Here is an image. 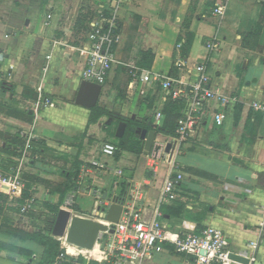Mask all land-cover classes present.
I'll return each instance as SVG.
<instances>
[{
	"label": "crops",
	"instance_id": "obj_1",
	"mask_svg": "<svg viewBox=\"0 0 264 264\" xmlns=\"http://www.w3.org/2000/svg\"><path fill=\"white\" fill-rule=\"evenodd\" d=\"M220 5L226 7L223 18L214 14ZM102 18L112 30L115 61L97 106L87 109L76 104L85 69L76 48L91 22ZM131 67L189 84L204 67L213 88L234 100L226 109L211 105L214 112L224 111L225 124L217 127L210 118L196 136L167 135L176 134L188 105L174 102L159 83L138 81L131 88ZM45 98L51 103L45 105ZM255 103L264 107V0H0V175H11L13 163L20 166L31 140L21 176L35 178L34 211L14 215L15 228L31 234L45 228L46 219L58 215L51 208L63 199V209L70 194L77 195L72 213L99 221L109 200L134 191L146 221L170 233L217 228L229 238L230 264H264V116ZM97 108L112 116L91 124ZM124 122V136L128 130L135 135L140 154L119 148ZM151 131L166 152L156 167L144 154ZM109 143L118 149L114 157L102 152ZM119 170L123 177L115 175ZM172 173L183 176L180 193L163 202ZM61 189L67 191L63 197ZM14 202L10 197L7 206ZM65 246L69 255L54 264H102V257L95 260L96 243L81 248L85 252ZM45 251L0 232V264H43ZM85 255L92 257L77 262ZM185 262L167 245L147 264Z\"/></svg>",
	"mask_w": 264,
	"mask_h": 264
},
{
	"label": "built area",
	"instance_id": "obj_2",
	"mask_svg": "<svg viewBox=\"0 0 264 264\" xmlns=\"http://www.w3.org/2000/svg\"><path fill=\"white\" fill-rule=\"evenodd\" d=\"M225 13L226 7L223 5L214 10V14L221 18L224 17ZM48 19H52V16L49 15ZM90 29L80 46L76 48L85 63L82 79L104 86L115 61L112 48L114 43L112 30L107 27L103 18L91 22ZM208 47L213 50L217 45L213 42ZM199 70L201 74L198 80L189 84L160 73L143 71L137 67L130 69L133 80L131 88L138 81L144 85L159 83L170 94L174 102L180 105H188L187 115L179 120L176 128V136L182 140L200 133L210 118L214 120L217 127H223L226 120L224 111L214 112L211 105L217 102L221 108L226 109L233 100L218 93L213 88L211 78L204 67H200ZM50 103V100H44L45 105ZM253 107L256 111H262L264 116L262 105L255 103ZM160 117L161 114H159ZM30 141L27 143L20 166L12 169L11 175H0V190L7 192L14 200L19 199L20 194L26 188V181L21 173L31 149ZM117 151L116 145L112 143L106 144L102 150L104 155L110 157H114ZM165 159L164 144L154 141L150 152L152 167H156ZM94 166L108 170L105 165L96 163ZM115 175L123 177L124 172L119 170L115 172ZM182 180L181 174L172 173L168 177L162 190L163 202H173L178 198ZM70 195L65 200L63 209L72 212V209L77 205V195ZM118 198L111 199L110 203L105 205L110 206ZM136 199L137 196L134 195V191L130 192L129 198H119L123 205V213L119 223H107L108 231L100 234L97 242L100 244L102 253V260L100 261L102 264H147L156 254L164 252L167 245H170L175 253L186 258L185 264H230L232 262L231 244L228 236L222 230L214 227H206L201 230L185 227L182 232L170 233L157 221H146L143 213L137 209L134 203ZM35 204L34 197L27 199L21 209V214L25 215L34 211ZM99 215L102 216V214ZM99 221L101 220L99 219ZM256 246L257 244H253V247Z\"/></svg>",
	"mask_w": 264,
	"mask_h": 264
},
{
	"label": "trees",
	"instance_id": "obj_3",
	"mask_svg": "<svg viewBox=\"0 0 264 264\" xmlns=\"http://www.w3.org/2000/svg\"><path fill=\"white\" fill-rule=\"evenodd\" d=\"M46 99L49 100V98H45V100ZM103 116H112V113L109 111L103 110L101 108L94 109L92 111L90 123L91 124L96 123ZM165 132L167 133V135L176 136L175 132L173 133L168 132V131H165ZM119 148L125 151L132 150L137 154H140L142 151V146L140 142L136 139L135 135L131 133V131L129 130L127 131L123 139L120 141ZM17 151L19 150L15 149L16 153L13 152V154L21 158L22 155L20 153H17ZM33 154L34 153L31 154L32 158L34 156ZM13 165H14L13 168L16 169L19 165V162L13 163ZM24 179L28 180L29 183L26 184L25 190L20 194V198L15 200L14 202L15 206H10V207L7 206L9 199H10V195L7 192L0 190V218L2 219V224L0 226V232L10 235V236L17 237L21 240L36 242L44 246L46 248V251H45L46 261L43 264H54L56 263V260L58 259V257H60L61 255H65V250L62 247V244L65 248H66L65 245H67L68 248L73 247L71 244H68L66 240H63V242L61 243L60 241L54 239L51 236L52 228H53L54 221H55L54 218L52 219L50 217L47 218L46 219L47 226L33 234L25 232L13 226L14 224L13 216L21 215V209L23 205L25 204L26 200L31 197V194H30V189L32 187L31 183H33V180H35L34 177L28 176L26 174L24 175ZM66 192L67 191L61 189L59 193L63 197L66 194ZM121 195H122V192H121ZM62 205H63V199L60 201V203L57 206H54L51 208L52 212L55 215H57L59 211L61 210ZM75 211L79 212V209L75 208ZM96 246H98L99 254H98V258H96L95 260H99L102 257V253L100 250V244L97 242ZM78 249L80 251H84V252L86 251L85 249H81V248H78ZM67 254L69 255V253ZM85 256L86 258L84 256H80V257H83L86 260H88L89 257H92V255L91 256L85 255ZM66 258L69 259V261H74L68 256ZM83 258L78 259L77 262L85 263L86 261ZM92 263L99 264L98 262H95V261H93ZM64 264H69V263L65 262Z\"/></svg>",
	"mask_w": 264,
	"mask_h": 264
},
{
	"label": "water",
	"instance_id": "obj_4",
	"mask_svg": "<svg viewBox=\"0 0 264 264\" xmlns=\"http://www.w3.org/2000/svg\"><path fill=\"white\" fill-rule=\"evenodd\" d=\"M102 92V86L83 81L81 83L76 104L78 106L93 109L97 106L98 100ZM127 129V124L124 122L120 124L118 129V137H124ZM156 138V131L149 132L145 145L144 154L149 155ZM107 199V195L105 194ZM111 201V200H109ZM123 213L122 202L116 199L110 206L102 208L101 221H93L90 219H79L74 217V213L69 210L61 209L57 215L52 228V236L55 239L63 240L68 235L69 240L80 245H87L91 248L95 246L99 236L102 232L108 231V226L103 223L118 224ZM232 258V255H231Z\"/></svg>",
	"mask_w": 264,
	"mask_h": 264
},
{
	"label": "bare ground",
	"instance_id": "obj_5",
	"mask_svg": "<svg viewBox=\"0 0 264 264\" xmlns=\"http://www.w3.org/2000/svg\"><path fill=\"white\" fill-rule=\"evenodd\" d=\"M74 217H77V218H79V219H86L85 217H83V216H80V215H76V214H74ZM102 224H104V225H106V226H108V224L105 222V223H103V222H101ZM69 236V235H68ZM66 237L65 239H63V240H66L67 241V243L68 244H71V245H73V246H76V247H80V248H87V247H89V246H87V245H80V244H78V243H74V242H71L70 240H69V237ZM97 243V242H96ZM99 243V242H98ZM91 248V247H90ZM91 249H93V248H91Z\"/></svg>",
	"mask_w": 264,
	"mask_h": 264
},
{
	"label": "rangeland",
	"instance_id": "obj_6",
	"mask_svg": "<svg viewBox=\"0 0 264 264\" xmlns=\"http://www.w3.org/2000/svg\"><path fill=\"white\" fill-rule=\"evenodd\" d=\"M43 11H44V13H45V11H46V8H43ZM144 115V112H142V114H141V116H143ZM91 205H92V207H91ZM84 207L86 208V209H90V208H93V203L92 202H85V204H84ZM62 247H64L63 246V244H62ZM98 247V246H97ZM65 250V249H64ZM65 254H66V250H65ZM81 258H83V257H79V259H81ZM84 259V258H83ZM84 260H86V259H84ZM93 261V260H92Z\"/></svg>",
	"mask_w": 264,
	"mask_h": 264
}]
</instances>
